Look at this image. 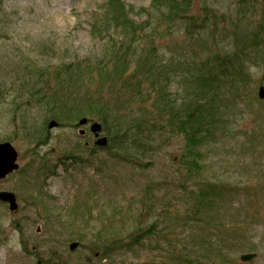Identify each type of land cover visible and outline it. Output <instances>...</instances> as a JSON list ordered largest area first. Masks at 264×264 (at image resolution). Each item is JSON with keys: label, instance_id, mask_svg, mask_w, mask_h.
<instances>
[{"label": "rangeland", "instance_id": "1", "mask_svg": "<svg viewBox=\"0 0 264 264\" xmlns=\"http://www.w3.org/2000/svg\"><path fill=\"white\" fill-rule=\"evenodd\" d=\"M122 1L131 19H145L141 8L150 0ZM204 2L218 13L244 15L245 25L264 32V0H192L193 9ZM0 3V141L12 142L19 164L0 182V191L14 192L19 207L13 213L0 202V264H264V98L257 97L264 66L249 64L257 99L251 120L237 137L203 147L198 169L187 163L182 136H166L138 158L111 159L100 151L97 157L81 153L75 163L67 153L85 150L104 133L75 125L80 117L48 128L43 106L17 97L9 83L99 51L90 24L104 0ZM180 34V27L173 29L171 39ZM25 86L33 89L32 81ZM13 92L17 99L8 103ZM24 113L27 128L21 127ZM39 130H47L43 142H37ZM204 178L233 185L238 194L211 208L212 221L203 212L187 221ZM137 227L146 230L140 246L116 251L110 245L109 259L98 263L93 254L101 240L113 231L117 236L109 242L116 243ZM73 241L75 250L68 248ZM252 252L251 260H240Z\"/></svg>", "mask_w": 264, "mask_h": 264}, {"label": "trees", "instance_id": "2", "mask_svg": "<svg viewBox=\"0 0 264 264\" xmlns=\"http://www.w3.org/2000/svg\"><path fill=\"white\" fill-rule=\"evenodd\" d=\"M103 5L90 24L91 39L102 43L99 51L35 69L9 84L17 97L43 106L46 120L61 125L87 117L99 123L104 143L68 152L67 159L80 160L81 153L97 157L100 151L111 159L138 158L166 136H182L191 157L187 163L198 169L203 147L237 137L252 118L250 107L257 99L249 64L264 66L263 30L245 25L244 15L218 13L206 2L195 11L192 0H150L139 22L122 0ZM179 27L180 36L171 39ZM29 81L33 89L25 86ZM15 92L8 103L17 99ZM29 122L25 114L21 127ZM43 132L37 142L46 140ZM197 187L187 221L202 212L212 221L211 208L238 194L233 185L205 178ZM144 233L137 227L116 243L109 242L112 236L101 240L93 256L98 263L108 260L110 245L133 251Z\"/></svg>", "mask_w": 264, "mask_h": 264}, {"label": "water", "instance_id": "3", "mask_svg": "<svg viewBox=\"0 0 264 264\" xmlns=\"http://www.w3.org/2000/svg\"><path fill=\"white\" fill-rule=\"evenodd\" d=\"M258 92L257 96L260 99L264 98V87L262 85L258 86ZM88 118L82 117L78 120V125L85 126V124L88 123ZM58 122L56 120H51L47 127L53 128L54 126H57ZM100 125L96 122L90 123V130L93 133H96L100 130ZM84 131L81 130V133ZM99 143H103V140H98ZM17 157L18 153L12 144V142L8 141H0V181L1 179H4L8 174H11L13 171L17 170L19 167V164H17ZM0 202H4L7 204V207L11 212H14L18 209L17 207V197L15 196L14 192L2 190L0 191ZM77 246L76 242H71L69 244V247L71 250H74ZM255 256V253H243L240 256V260L242 261H248L251 260ZM39 263V262H38ZM25 264V263H22Z\"/></svg>", "mask_w": 264, "mask_h": 264}]
</instances>
